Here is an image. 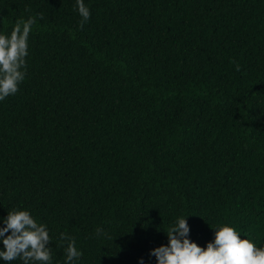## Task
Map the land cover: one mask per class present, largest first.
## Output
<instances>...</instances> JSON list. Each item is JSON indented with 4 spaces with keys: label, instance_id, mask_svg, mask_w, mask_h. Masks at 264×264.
I'll return each mask as SVG.
<instances>
[{
    "label": "trees",
    "instance_id": "1",
    "mask_svg": "<svg viewBox=\"0 0 264 264\" xmlns=\"http://www.w3.org/2000/svg\"><path fill=\"white\" fill-rule=\"evenodd\" d=\"M85 3L81 26L75 0H0L4 33L37 18L0 102V217L45 223L55 264L60 233L80 264H156L178 216L200 246L219 224L259 246L264 0Z\"/></svg>",
    "mask_w": 264,
    "mask_h": 264
},
{
    "label": "clouds",
    "instance_id": "2",
    "mask_svg": "<svg viewBox=\"0 0 264 264\" xmlns=\"http://www.w3.org/2000/svg\"><path fill=\"white\" fill-rule=\"evenodd\" d=\"M74 10L81 26L91 17L85 0H75ZM36 22V16H29L17 20L10 33L0 31V102L16 95L26 78L29 38ZM211 229V239L200 246L191 239L187 218L178 216L168 227L167 243L150 250L149 256L156 264H264V242L258 246L228 224ZM51 241L48 226L27 209L16 208L0 217V264H55ZM58 246L64 249L63 264H80L83 252L74 238L60 233ZM137 264H146L145 259L138 258Z\"/></svg>",
    "mask_w": 264,
    "mask_h": 264
}]
</instances>
